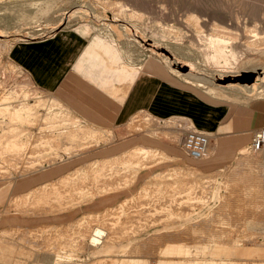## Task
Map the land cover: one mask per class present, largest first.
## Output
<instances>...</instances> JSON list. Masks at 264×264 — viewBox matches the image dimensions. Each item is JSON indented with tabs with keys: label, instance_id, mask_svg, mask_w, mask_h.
<instances>
[{
	"label": "rangeland",
	"instance_id": "rangeland-1",
	"mask_svg": "<svg viewBox=\"0 0 264 264\" xmlns=\"http://www.w3.org/2000/svg\"><path fill=\"white\" fill-rule=\"evenodd\" d=\"M191 17L197 19V27H193L190 21ZM70 29L82 37L88 38V41L103 39L101 41L103 43L128 50L131 54V61L134 63H139L140 60V64L152 63L157 69L168 73L170 70L166 62L170 63V69L175 70L172 72L176 75L184 74L186 81L193 87L183 83L171 73L170 79L172 78L177 85L184 89L201 94L210 103L228 105L225 106V110L233 109L229 113V119L237 114L251 118H253V114L254 117H257L256 114L260 115L258 112L261 111L262 106L252 104L263 99L264 94L260 96L240 94L230 90L228 86V88L225 87L226 84L220 83L221 80H225V82L236 85L242 81L245 83L244 79H246V82L264 86V51L244 46V41L252 40L250 31H255L259 38L264 39V0H0V103H6L4 98L13 96L18 101L22 97L35 101L36 95L49 98L50 94L35 87L21 68L9 59L8 54L11 48L17 44L43 39L60 30ZM213 35L223 38L222 40H225L226 43L223 41L216 43L213 40ZM219 49L221 50L219 51ZM232 50L235 54L232 53ZM260 101L263 102V100ZM232 106L238 108L234 109ZM51 107H54L53 103ZM207 126H209V121L206 127H185L188 130L210 136V144H212L214 142L213 133ZM162 127L154 128L155 132L163 130ZM260 128L262 129L264 126H260ZM147 129L143 131L148 133ZM255 130L247 134L248 138L241 146H236L231 158L224 159L228 163L226 168L209 176L199 174L203 181H207L204 183L219 187V196L215 195L212 198V192L204 189L205 199L197 200L196 196L194 198L190 196L193 201L185 192L179 194L178 189L175 191L176 185L171 182L170 187H168L169 184H164L153 188L156 191L153 189V191L151 189L150 191L149 189L143 190V188L140 190V188L156 175L162 176L174 172L175 167L170 168V166L176 165L174 163L181 164L185 168L192 167L208 159L209 155L207 154L201 160L190 159L181 145L185 133L183 130H179L181 139L178 145H171L160 140L157 136L148 134L155 139L156 145L172 147L171 150L174 149L177 152L179 159H175L173 162L169 158L154 164L149 168L150 170L139 173L129 190L112 201L110 200V207L101 208L96 213H81L71 220L60 216L56 220L53 215L58 212L52 213L50 210L53 206L50 205L29 206L20 212L14 211L28 218L25 217V222L10 225L0 223V240L3 238L2 241L10 246V249L6 250L7 254L0 253V259L4 258L0 260V264H169L170 262V264H200L203 260L205 262L202 263L209 264H264V179H262L264 178V171H262L264 170V146L257 152L251 150V139ZM32 131L34 130L32 129ZM218 133H223V131ZM224 135L226 134H217V137H225ZM222 142L219 143L220 150L228 151L223 150ZM49 152L53 153V150ZM246 161L252 166L249 164L246 166ZM30 167L31 165L27 166V170ZM210 176L217 178L218 181H209ZM236 184L246 188H259L260 197L253 198L254 200H244V202H249L247 209L252 210V213L247 215L227 214L224 207L221 206L222 202L228 201L226 197L229 192L228 187L237 186ZM169 188L170 190H168ZM154 191L156 193H153ZM136 192L138 193L135 194ZM152 193L154 195L158 193L155 195L156 198L158 195L160 196L156 199ZM181 196L183 197L181 198ZM152 197L154 198L152 199ZM120 200L123 202L121 203ZM168 201L170 204L167 206ZM108 202L109 200L106 201V204ZM181 202L182 204H180ZM188 203H192L193 206ZM169 205L172 209L169 208ZM95 208H98V205ZM107 208L109 210L105 211ZM168 208L170 211L167 210ZM154 209L156 210L153 211ZM179 209H181L182 215H180ZM150 210L154 213L151 214ZM182 210H186V214ZM155 213L157 214L155 215ZM165 214L166 217L170 216L172 221L170 217L166 218ZM142 216L143 218H140ZM87 217L89 219H86ZM157 218L159 222L163 218L162 223L160 222L161 225ZM168 219L170 220L168 221ZM101 220L103 221L101 222ZM140 220L141 224L144 222L145 224L141 225ZM151 220H154L155 224L152 225ZM85 221L90 223L84 224ZM138 221L142 227H137ZM79 226H84L83 229L88 228L89 233L97 227L103 229L104 232L109 229V232L114 233L110 232L113 235L111 236L113 241L103 238L101 242H106L93 248L88 246L87 242L89 243V241L86 237L84 241L87 246L83 247L78 244V236L86 230L78 229ZM36 231L40 232V238L35 239L29 236L30 233ZM154 235L155 242L153 244H143ZM166 236L173 241L179 239L183 250H188L189 253L181 254L179 257L172 255L170 258L161 255L160 252L164 247L168 243L170 244L167 242L169 238ZM173 236L174 238H172ZM209 239L211 241L214 239L218 243L216 247L220 251L214 252L216 249H213L215 247L212 246ZM110 241L111 243H109ZM188 242L189 244H187ZM222 247H225V250ZM244 252H252L253 255L247 258L244 257ZM57 255L59 258H55ZM59 261L60 263H58ZM162 261L164 263H161Z\"/></svg>",
	"mask_w": 264,
	"mask_h": 264
},
{
	"label": "crops",
	"instance_id": "crops-1",
	"mask_svg": "<svg viewBox=\"0 0 264 264\" xmlns=\"http://www.w3.org/2000/svg\"><path fill=\"white\" fill-rule=\"evenodd\" d=\"M101 41H88L71 29L60 30L43 39L17 44L9 51V59L34 86L50 95L48 99L36 95L35 101L30 98L28 110L17 112L23 113L21 118L10 119L9 112L3 111L15 106V102L0 107L7 116L0 118V223L25 222L28 217L15 212L29 206H53L50 211L58 212L53 215L56 220L60 216L71 220L81 213H96L110 207L113 199L129 190L139 173L150 170L151 166L145 167L146 170L137 167L139 163L143 165L138 159L139 163L131 162L135 165L125 163L132 151L156 150L173 162L179 159L172 147L156 145L150 136L178 145L179 130L206 127L209 121L207 127L214 138L209 157L192 166L209 176L226 168L228 163L224 159L231 158L236 146L248 138L247 134L264 126V98L260 99L263 102L257 100L252 104L262 106L257 117L237 114L229 119L233 109L225 110L228 105L210 103L201 94L170 79L171 73L192 86L184 74H174L175 70L170 69L164 58L170 73L152 63L140 64L141 60L134 63L128 50ZM157 126H163V130L155 132ZM217 134L226 135L217 137ZM220 141L223 150L228 151L220 150ZM52 150L53 153L49 152ZM245 163L250 165L248 161ZM174 164L170 168H185ZM117 177L121 180L117 181ZM213 178H210L213 182L218 181ZM206 187L219 196L218 186ZM87 229L81 233L86 234L85 238L91 237L95 228L90 233ZM30 234L41 237L39 231Z\"/></svg>",
	"mask_w": 264,
	"mask_h": 264
},
{
	"label": "bare ground",
	"instance_id": "bare-ground-1",
	"mask_svg": "<svg viewBox=\"0 0 264 264\" xmlns=\"http://www.w3.org/2000/svg\"><path fill=\"white\" fill-rule=\"evenodd\" d=\"M115 5V4H114ZM69 17V16H68ZM188 20V19H187ZM189 21V20H188ZM190 21L192 22V24H193V27L195 26V27H197L198 26V21H197V19L195 18V17H191V19H190ZM189 21V22H190ZM216 26V25H215ZM218 27V26H217ZM219 28V27H218ZM215 29H217V28H215ZM221 32V31H220ZM250 33L252 34V40L250 41H244V46H245V48L247 47V48H252V47H254V49L256 48V50L257 49H259V50H261V51H264V39L263 38H259L258 37V34L255 32V31H250ZM215 35H218V34H215ZM214 36V35H213ZM224 36V35H223ZM229 38V37H228ZM227 38V39H228ZM205 39V38H204ZM223 38H220L219 36H214L213 37V40L216 42V43H219L220 41H223L222 40ZM211 40V39H210ZM213 41V42H214ZM231 41H233V40H231ZM224 43H226L225 42V40L223 41ZM210 43V42H209ZM222 43V42H221ZM149 45V44H148ZM212 45V44H211ZM217 45V44H216ZM242 45V44H241ZM150 46V45H149ZM219 46V45H218ZM243 46V47H244ZM206 50V49H205ZM208 50V49H207ZM221 49H219V51H220ZM251 50H253V49H251ZM211 51V50H210ZM203 52V51H202ZM201 52V53H202ZM222 52V51H221ZM232 53L233 54H235V52L232 50ZM263 53V52H262ZM205 54V53H204ZM223 54V53H222ZM208 55V54H207ZM215 55H216V53H215ZM221 55V54H220ZM229 55V54H228ZM264 55V54H263ZM204 56V55H203ZM225 56V55H224ZM224 56H223V59H224ZM220 59V58H219ZM233 59V58H232ZM211 61V60H210ZM219 77V76H218ZM245 80V83H243V81H242V83L241 82H239L238 84H236V85H233V84H230L229 82H225V80L223 81V80H221V83L220 84H226L225 85V87H229L230 88V90H232V91H236L237 93H240V94H245V95H248V94H254V95H262V94H264V86H262V85H254V83H250V82H246V79H244ZM235 83V82H234ZM227 87V88H228ZM210 90H212V89H210ZM213 91V90H212ZM16 94V93H15ZM20 94V93H19ZM24 95L25 94H27V93H23ZM22 94V95H23ZM35 94V93H34ZM13 95V94H12ZM17 95V94H16ZM23 95V96H24ZM30 96V95H29ZM11 97V96H10ZM18 97V96H17ZM32 97V96H31ZM30 98V97H29ZM5 100V102L7 103V102H11V101H13V102H15L16 104H15V106H13V107H7V108H4L3 109V111L5 112V111H7V112H9V115H10V119H12V118H21L22 117V114L26 111V110H28V101H29V99H26V97L25 98H23L22 97V99L20 100V101H18V99H15V96H13V97H11V98H4ZM14 99V100H13ZM36 99H37V97H36ZM1 100V99H0ZM6 103H0V107L1 106H6ZM10 110H13V111H10ZM24 111V112H23ZM17 112H23V113H17ZM0 118H7V116L6 115H4V114H2L1 113V111H0ZM139 117V116H138ZM141 118V117H140ZM149 120V119H148ZM150 121V120H149ZM189 122V121H188ZM152 124V123H151ZM183 125V124H182ZM148 126V125H147ZM152 126V125H151ZM171 126V125H170ZM181 127V126H180ZM145 128V127H144ZM133 131V130H132ZM135 132V131H134ZM196 132V131H195ZM199 133H201V132H199ZM202 134H204V133H202ZM206 135V134H205ZM208 136V135H207ZM210 137V136H209ZM176 142V141H175ZM210 145V144H209ZM209 145H208V148H207V151H206V155H207V152H208V149H209ZM205 155V156H206ZM136 159H138V160H141L142 161V164L143 165H139V164H141V163H139L138 162V160H136ZM169 158L167 157V156H165L164 154H162V153H160V152H157L156 150L155 151H153V150H149V149H144V148H138V149H136V150H134V151H132L131 153H130V155L128 154V157L125 159V161H127V162H125V163H131V162H133L134 161V163H139L138 164V166L137 167H139V166H146V167H149V166H153L154 164H156V163H160L161 161H166V160H168ZM136 160V161H135ZM173 160V159H172ZM124 163V162H123ZM122 163V164H123ZM249 163V162H248ZM116 165H117V163H115ZM114 164V165H115ZM131 164H133V163H131ZM252 164V163H251ZM115 165V166H116ZM124 165H126V164H124ZM133 165H135V164H133ZM244 165V164H243ZM119 166V165H118ZM250 166H252V165H250ZM261 166V165H260ZM128 167H130L129 165H128ZM262 168V167H261ZM111 169H113V168H111ZM145 169V168H144ZM244 169V168H243ZM131 170V169H130ZM137 170V169H136ZM135 170V171H136ZM140 170V169H139ZM143 170V169H142ZM190 170H193V171H190ZM134 171V172H135ZM172 171V170H171ZM247 171V170H246ZM262 171H264V170H262ZM128 173H126V174H129V171H127ZM134 172H132V175H133V173ZM139 171H137V173H138ZM167 173H169V172H167ZM197 173H199L198 171H196V169H194L193 167H186V168H183V169H176V168H174V172H172V173H169V174H166V175H156V176H154L151 180H149V182H146V184H149V185H144V187H143V190H148L149 189V191H150V189L152 190L153 188H158V187H160V186H162V185H164V184H169V186L168 187H170V185L171 184H175L176 186H175V191L178 189V191H179V194L180 193H183V192H185V194H187V195H189V197L190 196H193V198H194V196H196L197 197V200H203V199H205V197H206V194L204 193V189L205 190H209V188L207 189V185L209 184V183H204V182H207V181H203L202 179H201V177L200 178H198V176L199 175H197ZM257 173H259V172H257ZM264 173V172H263ZM114 174V173H113ZM135 174V173H134ZM200 174V173H199ZM249 174H250V172H249ZM261 174V173H260ZM112 175V174H111ZM131 175V174H130ZM137 175V174H136ZM217 175V174H216ZM229 175V174H228ZM256 175V174H255ZM113 176V175H112ZM129 175H125V177H128ZM133 176H135V175H133ZM236 176V175H235ZM260 176V175H259ZM125 177L124 178H122V179H125ZM212 178H213V176H211ZM210 177V178H211ZM233 177V176H232ZM252 177V176H251ZM256 177H257V175H256ZM128 178H130V177H128ZM133 178V177H132ZM135 178V177H134ZM134 178H133V180H134ZM239 178V177H238ZM244 178H246V177H244ZM255 178V177H254ZM127 179V178H126ZM125 179V180H126ZM214 179V178H213ZM213 179H209V181H211V182H213ZM251 179V178H250ZM256 180H257V178H255ZM259 179V178H258ZM262 179H264V178H262ZM261 179V180H262ZM116 180V179H115ZM119 180H121V179H118V177H117V181H119ZM128 180V179H127ZM131 180V182H132V179H130ZM227 180V179H226ZM244 180V179H243ZM253 180V179H252ZM255 180V181H256ZM208 181V182H209ZM114 182V181H113ZM112 182V183H113ZM124 182V181H123ZM170 182H171V184H170ZM117 182L115 181L114 182V184H116ZM120 183V182H119ZM126 183V182H125ZM124 183V184H125ZM124 184H122V185H124ZM127 184H128V181H127ZM151 184V185H150ZM119 186H120V184H118ZM122 185H121V187H122ZM129 185H130V181H129ZM237 186H231V187H228V194H227V198H228V201L227 202H222V207H224L223 209L225 210V212L228 214V213H230V214H241V215H247V214H249V213H252V210H248L247 208V206H249V202L247 203V201H248V199H253V198H257V197H260V191H258V189L257 188H255V187H253V188H246L245 186H239V184H236ZM254 185H256V184H254ZM173 186V185H172ZM171 186V187H172ZM209 186V185H208ZM230 186V185H229ZM247 186V185H246ZM257 186V185H256ZM115 187V186H114ZM116 187H118V186H116ZM166 187V186H165ZM167 188V187H166ZM263 188V187H262ZM112 189H114L113 188V186L112 187H110V190L112 191ZM116 189V188H115ZM162 189H164V187H162ZM161 189V190H162ZM210 189H211V187H210ZM142 190V191H143ZM153 190H155V189H153ZM152 190V191H153ZM168 190H170V188L168 189ZM213 190V189H212ZM212 190H210L211 192H212V198L215 196V192L214 191H212ZM254 190V191H253ZM255 190H257V191H255ZM261 190V189H260ZM156 191V190H155ZM153 192V193H156V192ZM158 191V190H157ZM178 191H177V193H178ZM251 191V192H250ZM145 192V191H144ZM144 192H142V193H144ZM147 192V191H146ZM165 192V191H164ZM206 192V191H205ZM207 192H209V191H207ZM141 193V194H142ZM152 193V194H153ZM166 193V192H165ZM172 193H173V191H172ZM174 193H176V192H174ZM145 194V193H144ZM152 194H151V196H152ZM158 194V193H157ZM157 194H155V195H157ZM162 194V193H161ZM164 194V193H163ZM184 194V196L186 197V195ZM37 195H39V194H37ZM143 195V194H142ZM155 195L153 194V196L155 197ZM166 195H168V193H166ZM34 196H36V195H34ZM160 195H158V197H159ZM165 196V195H164ZM163 196V197H164ZM172 196V195H171ZM262 196H263V193H262ZM37 197V196H36ZM146 197V196H145ZM145 197H143V198H145ZM147 197H148V194H147ZM154 197H152V199L154 198ZM157 197V198H158ZM162 197V198H163ZM183 196H181V198H182ZM188 197V196H187ZM195 197V198H196ZM208 197V196H207ZM151 198V197H150ZM149 198V199H150ZM156 198V197H155ZM156 198V199H157ZM178 198V197H177ZM191 198V197H190ZM193 198H191V199H189V198H187V199H189V200H191V201H193ZM264 198V197H263ZM148 199V198H147ZM165 199H167L166 197H165ZM179 199H180V197H179ZM183 199H186V198H183ZM247 199V201L246 202H244V200H246ZM146 200V199H145ZM161 200V199H160ZM169 200V199H168ZM178 200V199H177ZM254 200V199H253ZM155 201V200H154ZM157 201V200H156ZM173 201H175V200H173ZM188 201V200H187ZM191 201H189V202H191ZM206 201H207V199H206ZM205 201V202H206ZM234 201V202H233ZM204 202V201H203ZM209 202V201H208ZM165 203V202H164ZM172 203V202H171ZM175 203V202H174ZM173 203V204H174ZM199 203V202H198ZM259 203V202H258ZM166 204V203H165ZM168 204H170L169 203V201H168V203H167V206H168ZM172 204V205H173ZM180 204H182V202L180 203ZM179 204V205H180ZM188 204H190V203H188ZM192 204V203H191ZM190 204V205H191ZM262 204V203H261ZM145 205V204H144ZM155 205V204H154ZM161 205H162V202H161ZM178 205V206H179ZM183 205H184V203H183ZM189 205V207H191ZM194 205H195V203H194ZM196 205L198 206V204H197V202H196ZM196 205H195V207H196ZM259 205V204H258ZM263 205V204H262ZM147 206V208H149L148 207V205H146ZM165 206V205H164ZM177 206V205H176ZM192 206H193V204H192ZM159 207H161L160 205H159ZM158 207V208H159ZM187 207V206H186ZM23 208V206L20 208V209H22ZM165 208H167V207H165ZM169 208H170V205H169ZM167 209L168 211H170V209H172V208H170V209ZM179 208H181V207H179ZM183 208V207H182ZM181 208V209H182ZM185 208V207H184ZM193 208V207H192ZM192 208H191V211H192ZM151 209V208H150ZM156 209H157V206H156ZM156 209H154L153 211H155ZM161 209V208H160ZM159 209V210H160ZM163 209V208H162ZM181 209H179L180 210V215H182L183 213L181 212ZM198 209V208H197ZM143 210V209H142ZM166 210V211H167ZM174 210V209H173ZM16 211H20V210H16ZM160 211H162V210H160ZM159 211V212H160ZM175 211V210H174ZM182 211H184L185 212V214H186V210H182ZM189 211V210H188ZM197 211V210H196ZM149 212H151V214H153L154 212H152L151 210L149 211ZM163 212H164V209H163ZM142 213H143V211H142ZM148 213V212H147ZM171 213V212H170ZM176 213H178V212H176ZM175 213V214H176ZM216 213V212H215ZM222 213V212H221ZM145 214H146V212H145ZM157 213H155V215H156ZM159 214V213H158ZM161 214V213H160ZM162 214H164V213H162ZM190 214V213H189ZM143 215V214H142ZM150 217H151V215L150 214H148ZM167 215H168V213H167ZM171 215V214H170ZM179 215V214H178ZM140 216H141V214H140ZM157 216H159V215H157ZM156 216V217H157ZM174 216V215H173ZM154 217V216H153ZM160 217V216H159ZM165 217H166V214H165ZM165 217H163V218H165ZM168 217V216H167ZM166 217V218H167ZM170 217V216H169ZM168 217V218H169ZM180 217H182V216H180ZM185 217V216H184ZM140 218H143V216L142 217H140ZM144 218H147V217H144ZM152 218V217H151ZM163 218H161L162 220H163ZM165 218V219H166ZM175 218V217H174ZM178 218V217H177ZM148 219V218H147ZM150 219V218H149ZM153 219V218H152ZM161 219H159V220H161ZM164 219V220H165ZM170 219H171V217H170ZM170 219H168V221L170 220ZM155 220V219H154ZM153 220V221H154ZM161 220V221H162ZM167 220V219H166ZM142 221H144L143 219H142ZM147 221V220H146ZM152 221V220H151ZM152 221V222H153ZM156 221V220H155ZM154 221V222H155ZM157 221H158V218H157ZM160 221V222H161ZM168 221H166V223H168L169 224V222ZM171 221H172V219H171ZM230 221V220H229ZM237 221H239V220H237ZM147 222H150V221H147ZM152 223V225L153 224H155V223ZM159 222V221H158ZM158 222H156L157 224H158ZM160 222H159V224H160ZM165 222V221H164ZM221 222V221H220ZM223 222V221H222ZM138 224H137V227H142V226H140L139 225V221L137 222ZM142 222H141V220H140V224H141ZM151 223V222H150ZM162 223V222H161ZM170 223H172V222H170ZM173 223H174V221H173ZM217 223V222H216ZM143 224H145V222L143 223ZM143 224H141V225H143ZM149 224V223H148ZM161 225V224H160ZM163 225H165L164 223H163ZM144 227H146V226H144ZM152 227V226H151ZM111 228V227H110ZM129 228V227H128ZM128 228H127V231H128ZM136 228V227H135ZM147 228H149V227H147ZM146 228V229H147ZM133 229V228H132ZM142 229V228H141ZM140 229V230H141ZM199 229V228H198ZM202 229H203V227H202ZM113 230V229H112ZM136 230V229H135ZM108 232H109V229L107 230ZM104 232L103 230H101V229H99V227H97V228H95L94 229V233L91 235V237H89L88 238V241H89V243L87 242V244H88V246H90V247H93V248H96L98 245H100L101 246V244L102 243H105L106 241H104V242H101V240H103V238H105V240H107V239H111V236H113V235H111L110 234V232H112V231H110L109 233L108 232ZM114 231V230H113ZM138 231V230H137ZM199 231V230H198ZM204 231H205V229H204ZM113 233V232H112ZM18 234V233H17ZM114 234V233H113ZM130 234V233H129ZM128 234V235H129ZM31 236L30 237H32V238H37V236H32V235H35V234H30ZM37 235V234H36ZM86 234H80V240H79V238H78V244L80 245H82L83 247L86 245L85 243H86V241H84L86 238L84 237ZM131 235V234H130ZM164 235H166V234H164ZM117 236V235H116ZM162 236V235H161ZM161 236H159V237H161ZM180 236V235H179ZM212 236H213V234H212ZM216 236V235H215ZM108 237V238H107ZM167 237V236H166ZM177 238H179L178 236H176ZM200 237V236H199ZM6 238V237H5ZM155 235L153 236V238H151V239H147V241H145V242H143V244L145 243H152L153 244V242H155ZM163 238H165V237H163ZM167 238H169V237H167ZM172 238H174V236L172 237ZM187 238V237H186ZM202 238L204 239V237L202 236ZM209 238V237H208ZM228 238V237H227ZM161 239V238H160ZM171 238H169V241H167V242H170V244L168 243V245H166L165 247H164V249L160 252L161 253V255H166V256H168L169 258L170 257H172V255H178V257H179V255H181V254H187V253H189L188 252V250H183V247H181V245H180V240L178 241V240H176V241H173V239L172 240H170ZM181 239V238H180ZM207 239V238H206ZM2 240H4L3 238H2ZM2 240H0V253H3V252H5L6 253V250H8V249H10V246L6 243V242H3ZM70 240V239H69ZM72 240V239H71ZM112 240V239H111ZM159 240V239H158ZM164 240V239H163ZM168 240V239H167ZM175 240V239H174ZM196 240V239H195ZM194 240V241H195ZM208 240V239H207ZM210 240V239H209ZM68 241V240H67ZM66 241V242H67ZM73 241V240H72ZM75 241H77L76 240V238H75ZM113 241V240H112ZM118 241V240H117ZM185 241H187V240H185ZM193 241V240H192ZM211 241V240H210ZM228 241V240H227ZM61 242V240L59 241V243ZM69 242V241H68ZM114 242H116L115 240H114ZM159 242V241H158ZM160 242H162V241H160ZM178 242H179V244H178ZM197 242V241H196ZM229 242H231L230 240H229ZM233 242V241H232ZM71 243V242H70ZM76 243V242H75ZM109 243H111V241L109 242ZM185 243V242H184ZM191 243V242H190ZM211 244H212V246L213 247H215V248H213V249H216V251H214V252H218V251H220V250H217V245H218V243L217 242H215L214 241V239L210 242ZM44 244V243H43ZM53 244V243H52ZM74 244V243H73ZM77 244V243H76ZM142 244V243H141ZM140 244V246H142ZM154 244H156V243H154ZM186 244V243H185ZM187 244H189V242L187 243ZM193 244V243H192ZM208 244V243H207ZM221 244V243H220ZM224 244V243H223ZM260 244V243H259ZM54 246H55V244H53ZM68 245V244H67ZM71 245V244H70ZM191 245V244H190ZM226 245V244H225ZM228 245V244H227ZM261 245V244H260ZM259 245V246H260ZM44 246H46L45 244H44ZM76 246H78V245H76ZM87 246V245H86ZM231 246V245H230ZM80 247V246H79ZM157 247V246H156ZM225 247H227V246H225ZM224 247V248H225ZM81 248V247H80ZM146 248V245H145V247H144V249ZM223 248V247H222ZM223 248V249H224ZM228 248V247H227ZM140 249H142V248H140ZM143 249V250H144ZM153 249V248H152ZM222 249V251H224ZM235 250V249H234ZM247 250V249H246ZM141 251V250H140ZM157 251V250H156ZM202 251V250H201ZM200 251V252H201ZM233 251V250H232ZM8 252V251H7ZM226 252V251H225ZM235 252V251H234ZM9 253V252H8ZM254 254H255V252H253ZM7 254V253H6ZM200 254V253H199ZM1 255V254H0ZM5 255V254H4ZM243 255H245L244 257H247V258H250L251 257V255H253L252 254V252H244L243 253ZM3 256V255H2ZM6 256V255H5ZM4 256V257H5ZM64 257V256H63ZM67 257V256H66ZM71 257V256H70ZM69 257V258H70ZM7 258V257H6ZM55 258H59L58 257V255L55 257ZM184 258H186V256H184ZM4 258H1L0 260H3ZM8 259V258H7ZM61 259H63V258H61ZM76 259V258H75ZM79 260V259H78ZM77 260V261H78ZM206 260V259H205ZM80 261V260H79ZM168 261V260H167ZM195 261V260H194ZM204 261V260H203ZM202 261V262H203ZM211 261V260H210ZM170 262V261H169ZM181 262V261H180ZM197 262H198V260H197ZM200 263V264H209V263ZM205 262V261H204ZM58 263H60V261L58 262ZM71 263V262H70ZM161 263H164V261H162ZM171 263V262H170ZM169 263V264H170ZM62 264V263H61Z\"/></svg>",
	"mask_w": 264,
	"mask_h": 264
},
{
	"label": "built area",
	"instance_id": "built-area-1",
	"mask_svg": "<svg viewBox=\"0 0 264 264\" xmlns=\"http://www.w3.org/2000/svg\"><path fill=\"white\" fill-rule=\"evenodd\" d=\"M182 148L185 154L192 160H201L205 157L210 137L191 130H184ZM264 146V128L256 130L251 139V150L259 151Z\"/></svg>",
	"mask_w": 264,
	"mask_h": 264
}]
</instances>
